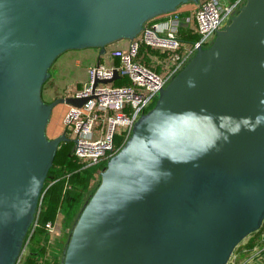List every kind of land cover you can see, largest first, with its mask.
Returning a JSON list of instances; mask_svg holds the SVG:
<instances>
[{"label":"water","instance_id":"1","mask_svg":"<svg viewBox=\"0 0 264 264\" xmlns=\"http://www.w3.org/2000/svg\"><path fill=\"white\" fill-rule=\"evenodd\" d=\"M198 1L0 0V264H17L69 141L46 133L53 108L85 100H43L56 58L132 39ZM263 222L264 0H246L106 162L60 264H227Z\"/></svg>","mask_w":264,"mask_h":264},{"label":"built area","instance_id":"2","mask_svg":"<svg viewBox=\"0 0 264 264\" xmlns=\"http://www.w3.org/2000/svg\"><path fill=\"white\" fill-rule=\"evenodd\" d=\"M245 2L199 0L192 3L195 6L190 10L177 8L156 16L146 21L134 38L106 45L99 49L94 63L82 66L83 77L68 84L59 96L85 99L80 106L67 105L62 130L72 143L71 152L82 168L107 162L122 148L135 122L155 103L160 90L198 48L211 44L217 31L229 24ZM188 34L197 38L181 40ZM76 67L81 68V64ZM115 73L116 79L103 82L112 79ZM102 170L95 174L100 175ZM69 187L66 183L64 191ZM59 216L56 214L44 224L48 238L45 252L36 255L38 264L39 257L45 256L43 254L60 234ZM36 226L34 219L32 231ZM227 264L235 263L230 258Z\"/></svg>","mask_w":264,"mask_h":264},{"label":"trees","instance_id":"3","mask_svg":"<svg viewBox=\"0 0 264 264\" xmlns=\"http://www.w3.org/2000/svg\"><path fill=\"white\" fill-rule=\"evenodd\" d=\"M196 38V35L188 34L187 37L183 36L181 40L191 41ZM152 52L155 53V51ZM71 148L72 143L70 141L61 142L58 146L39 199L43 205L40 206L38 212L36 211L35 220L37 221V226L32 232L28 229L23 240V248L20 255L22 264H38L36 255L39 252L44 253L46 249L47 237L45 236H47V233L44 228L45 222L53 220L58 209H63L71 202H77L87 188L91 176L98 170L105 168L106 162L82 168V165L73 156ZM66 183L70 187L64 191ZM260 230L261 228L249 234L250 236L248 235L251 237L249 247H253L257 243ZM24 248L28 250L23 255Z\"/></svg>","mask_w":264,"mask_h":264},{"label":"rangeland","instance_id":"4","mask_svg":"<svg viewBox=\"0 0 264 264\" xmlns=\"http://www.w3.org/2000/svg\"><path fill=\"white\" fill-rule=\"evenodd\" d=\"M190 2L182 3L178 9L186 7ZM99 48H85L80 50H69L64 52L56 60L53 62L49 69V77L45 81L42 87V98L44 101L49 102L57 97H59L68 86V84L72 83L76 78H74V73L76 72L77 76L83 77L84 71L83 68L76 67L80 62L83 64L90 63V55L88 53L96 52ZM83 57H87L84 59ZM79 59V60H78ZM79 62V63H78ZM91 64V63H90ZM67 105L64 103H59L56 105L51 113L50 120L53 123L63 130V117L66 112ZM47 134L52 135L51 128H47ZM100 182V175L94 174L91 176L89 184L87 188L83 191L80 199L73 203L71 202L69 205H66L63 209H58L56 214H59L61 218V230L60 234L56 237L53 243V250L58 253L54 254L56 264H60V260L63 254V250L67 243L68 237L70 235L71 229L74 223L77 220L79 213L82 210V207L93 194L95 189L97 188ZM43 203L39 202L37 206V212L40 210V206ZM36 215V214H35ZM56 216V215H55ZM29 231L32 232V225L29 228ZM258 243H256L253 247H249V241L251 237H245L234 249L232 255L230 256L231 260H239L245 259L246 257L254 258V254L257 256L259 250L264 246V241H261L260 238L264 234V222L262 224L261 230L259 232ZM48 238V236H45ZM261 244V245H260ZM27 248H24L23 255L26 254ZM252 256V257H251ZM256 258V257H255ZM230 260V259H229ZM17 264H22L21 261L17 262ZM261 264H264L261 262Z\"/></svg>","mask_w":264,"mask_h":264},{"label":"crops","instance_id":"5","mask_svg":"<svg viewBox=\"0 0 264 264\" xmlns=\"http://www.w3.org/2000/svg\"><path fill=\"white\" fill-rule=\"evenodd\" d=\"M195 6V4H192L190 3L189 5H187L186 7H183L181 9L183 10H190L192 9L193 7ZM99 49L96 51V52H93V53H88V54H91L90 55V63H94L96 60H97V53H98ZM84 59H86L87 57H83ZM79 60V59H78ZM79 63V62H78ZM89 63V64H90ZM81 67L84 66L83 63H81ZM85 65H88V64H85ZM76 66V65H75ZM74 78H78L79 76H77L76 72L74 73ZM51 128V132H52V135H49V137L53 138V137H56L58 135H60L62 133L61 129H59V127H57L52 120L49 121L48 123V126L47 128ZM261 241H264V234L262 235V237L260 238ZM258 243V242H257ZM261 245V244H260ZM54 254H58L56 253L54 250H53V246L49 247L48 250L46 251L45 255L43 258L40 259L39 257V264H56L55 262V258H54ZM258 255L256 256L254 254V256L256 257H246L245 259H239V260H234V263L236 264H241V263H244V264H261V262L264 263V246L259 250V252L257 253ZM42 256V255H41Z\"/></svg>","mask_w":264,"mask_h":264}]
</instances>
